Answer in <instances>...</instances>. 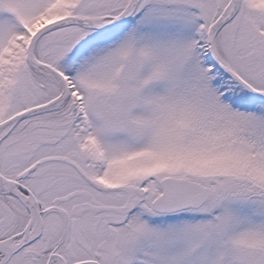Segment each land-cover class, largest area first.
Masks as SVG:
<instances>
[{
  "label": "snow or ice",
  "instance_id": "6c2138e0",
  "mask_svg": "<svg viewBox=\"0 0 264 264\" xmlns=\"http://www.w3.org/2000/svg\"><path fill=\"white\" fill-rule=\"evenodd\" d=\"M0 264H264V0H0Z\"/></svg>",
  "mask_w": 264,
  "mask_h": 264
}]
</instances>
